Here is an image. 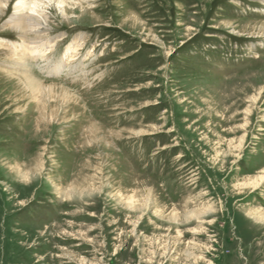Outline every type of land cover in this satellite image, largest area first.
I'll use <instances>...</instances> for the list:
<instances>
[{"label":"rangeland","instance_id":"rangeland-1","mask_svg":"<svg viewBox=\"0 0 264 264\" xmlns=\"http://www.w3.org/2000/svg\"><path fill=\"white\" fill-rule=\"evenodd\" d=\"M17 1L0 264H264V0L41 3L38 44Z\"/></svg>","mask_w":264,"mask_h":264},{"label":"bare ground","instance_id":"bare-ground-1","mask_svg":"<svg viewBox=\"0 0 264 264\" xmlns=\"http://www.w3.org/2000/svg\"><path fill=\"white\" fill-rule=\"evenodd\" d=\"M12 1V0H11ZM68 1H71V2H74L76 0H68ZM67 0H18L17 1V4L15 6V12H16V15L12 16L11 19H10V23L14 24V26L16 28H18L19 30H21L23 33H28L30 35H33L35 36L34 39H31L30 41V44H38L40 43L42 40H44L45 38H47L45 35H42V32L40 30V27L43 25L41 24V20H44V22L48 21L47 18L45 16H43V6L41 5V3H43L46 7L48 6V4L50 5V3L54 2L56 4H59L61 5V8L63 7V5H67L66 2H68ZM7 0H0V11L1 10V7L4 6L6 4ZM9 3V2H8ZM53 3V4H54ZM9 5V4H8ZM57 5V6H59ZM66 7V6H65ZM60 8V7H59ZM29 11L31 12V14H36L37 16L34 17V16H28L27 14L26 15H23L22 11ZM8 11V10H7ZM3 12V11H2ZM1 12V13H2ZM18 13V14H17ZM62 13H65V15H67L66 13V10L62 8ZM67 17V16H66ZM71 18V17H70ZM42 28V27H41ZM16 32V31H15ZM18 32V31H17ZM21 34V33H20ZM26 35V34H25ZM24 35V36H25ZM23 36V38H25ZM28 36V35H27ZM22 38V39H23ZM28 40V39H26ZM48 40V39H47ZM45 42V41H44ZM56 43V41H51V44L49 47H50V52L52 51V48L54 46V44ZM60 43V42H59ZM79 44V43H78ZM57 45V44H56ZM55 45V46H56ZM27 46H28V43H27ZM81 46V45H80ZM39 48L40 46H36V47H32L31 50L29 52L31 53H34L35 51L37 52V50L35 49H38V53H40L39 51ZM80 48V47H79ZM78 49V48H76ZM81 50V49H80ZM75 51V50H74ZM73 51V52H74ZM54 52V51H53ZM42 53V56L46 53V51L44 52H41ZM76 54V53H75ZM74 54V55H75ZM78 54V53H77ZM258 55V54H257ZM77 56V55H76ZM74 57V56H73ZM71 58V57H70ZM20 60H24L23 58L20 59ZM18 59V61H20ZM61 60V59H60ZM72 61L73 58H72ZM24 62V61H23ZM70 62V61H69ZM53 69L58 73V70L59 68H57L56 66L53 67ZM25 70V69H24ZM22 70V71H24ZM60 70H62L60 68ZM28 71V70H27ZM22 73V72H21ZM25 73V72H24ZM28 74V73H27ZM34 80V79H33ZM35 81V80H34ZM29 82V81H28ZM258 97V96H257ZM244 142V141H243ZM261 164V163H260ZM230 173V172H229ZM36 182V181H35ZM248 182V181H247ZM261 182H264V175L258 177V178H254V179H251L249 180L248 184L246 185H249L250 187H253V188H256ZM36 185V184H35ZM243 185V184H242ZM7 209V208H6ZM207 212V211H206ZM254 212V211H253ZM258 213V212H257ZM211 214V213H210ZM195 217V216H194ZM205 218V217H204ZM94 221V220H93ZM259 222V221H257ZM52 226V225H51ZM205 229V228H204ZM193 244V243H192ZM194 250V249H193ZM4 253V251H3ZM20 256V255H19ZM17 259V258H16ZM7 261V259H6ZM19 261V260H17Z\"/></svg>","mask_w":264,"mask_h":264}]
</instances>
